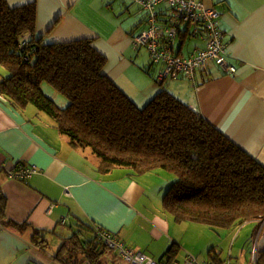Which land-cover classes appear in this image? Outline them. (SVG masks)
Masks as SVG:
<instances>
[{
    "label": "crops",
    "instance_id": "0c3cea01",
    "mask_svg": "<svg viewBox=\"0 0 264 264\" xmlns=\"http://www.w3.org/2000/svg\"><path fill=\"white\" fill-rule=\"evenodd\" d=\"M197 1L220 13L225 59L235 71L225 74L211 63L193 84L182 77L159 81L163 65L153 64L145 47L132 44L146 25V12L133 0H7L12 7L35 2L36 31L44 41L92 40L106 58V76L138 107L167 91L264 167V0ZM156 10L163 15L167 5ZM178 39L179 57L205 45V34L192 36L188 26ZM1 69L0 80L6 76ZM41 115L31 105L17 108L0 96V194L6 219L26 224L18 229L0 223V264H59L45 241L68 238L79 222L98 226L146 255L171 249L176 258L172 244H177L195 257L197 251L172 231L161 202L150 209L146 196L159 182L157 174L170 175L155 171L139 177L119 168L103 173L89 149L74 147ZM17 165L36 171L26 181L8 178L7 171ZM247 225L264 229L262 221ZM262 244L260 250L264 239Z\"/></svg>",
    "mask_w": 264,
    "mask_h": 264
},
{
    "label": "trees",
    "instance_id": "16d2710c",
    "mask_svg": "<svg viewBox=\"0 0 264 264\" xmlns=\"http://www.w3.org/2000/svg\"><path fill=\"white\" fill-rule=\"evenodd\" d=\"M106 58L92 40H43L36 31V4L10 6L0 0V96L17 108L33 106L70 143L89 149L98 170L125 168L132 175L163 172L172 183L162 197L175 222L211 229L264 220V167L167 91L138 107L104 73ZM52 87L67 103L57 107L42 91ZM0 194V223L6 219ZM54 255L59 264H103L110 251L97 238L98 226L74 224ZM38 231L36 230L35 233ZM171 249L165 253L167 256ZM256 264H264V249Z\"/></svg>",
    "mask_w": 264,
    "mask_h": 264
},
{
    "label": "built area",
    "instance_id": "2783aa9c",
    "mask_svg": "<svg viewBox=\"0 0 264 264\" xmlns=\"http://www.w3.org/2000/svg\"><path fill=\"white\" fill-rule=\"evenodd\" d=\"M146 12L145 28L132 37V44L145 47L153 64H162L158 79H187L195 84L198 72L206 71L213 63L225 74L235 71L225 59L226 44L219 26L220 13L215 8L207 9L197 0H133ZM166 4L167 11L160 15L156 10L159 4ZM190 27V34H205V45L196 48L188 57H179L174 49L182 28ZM36 171L35 167L17 165L7 171V176L16 181H26ZM65 223L64 220L61 222ZM98 241L113 251L128 264H157L148 255L127 246L113 234L96 230ZM84 264V263H83ZM176 264V263H173ZM182 264H233L230 257L223 261L198 260L186 254Z\"/></svg>",
    "mask_w": 264,
    "mask_h": 264
},
{
    "label": "rangeland",
    "instance_id": "374dc122",
    "mask_svg": "<svg viewBox=\"0 0 264 264\" xmlns=\"http://www.w3.org/2000/svg\"><path fill=\"white\" fill-rule=\"evenodd\" d=\"M0 70L2 69L0 68ZM5 75L7 76V73H5ZM130 75L131 72H128V76ZM42 91L48 98H50L56 104L57 107H64L66 105L67 103L66 99L62 95L57 93L49 85L42 84ZM39 114L42 113L39 112ZM41 116H43V118L50 120V122L54 124V122L51 121V119H49L47 116L46 117L45 115H41ZM119 169H125V168H119ZM144 174H139V177L144 176ZM156 177L159 180V182L155 184H151L149 181L143 182L145 186L151 184L150 191L146 194L148 199H150V204H151L150 209L154 208L152 205L156 201L158 202V200L161 202L162 205V197L165 194V191L167 190L169 185L172 183V180L174 178L172 176L167 177L165 175H159V174H157ZM172 222H173L172 231L175 232L177 235H179L184 245H186L189 248L195 249V251H197L196 252L197 254L194 255L200 261L211 259L213 261L219 262L225 260L227 256L230 254L231 256L230 259L233 264H255L254 257H257L263 245L262 242L264 239V229L259 231V227H258V229L255 230L252 227V225H247V222L240 226H233L231 228H225V229H211L202 223L185 222V221L178 223L175 222L173 219ZM45 244L47 245V251L55 254L60 247L61 240H59V238L57 237H50L46 239ZM172 247L177 252L176 258L174 256V253L173 254L170 253L167 256L169 257L174 256L173 259H175L176 262H179L181 264L183 258L188 252H184V249L181 246H178L177 244H172ZM254 249H256V252H254ZM165 253L152 250V252H148L147 255L151 259H153L157 264H172L174 260L173 259L168 260L167 257L165 256ZM102 258H103V264H128L118 255H116V253L113 251H107L102 256Z\"/></svg>",
    "mask_w": 264,
    "mask_h": 264
},
{
    "label": "water",
    "instance_id": "95a60500",
    "mask_svg": "<svg viewBox=\"0 0 264 264\" xmlns=\"http://www.w3.org/2000/svg\"><path fill=\"white\" fill-rule=\"evenodd\" d=\"M264 223V220L262 221V224Z\"/></svg>",
    "mask_w": 264,
    "mask_h": 264
}]
</instances>
